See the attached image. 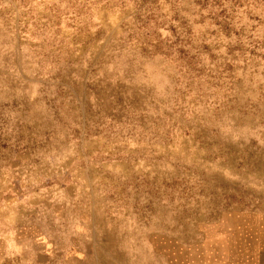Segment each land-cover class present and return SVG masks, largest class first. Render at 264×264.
<instances>
[{
	"label": "rangeland",
	"instance_id": "1",
	"mask_svg": "<svg viewBox=\"0 0 264 264\" xmlns=\"http://www.w3.org/2000/svg\"><path fill=\"white\" fill-rule=\"evenodd\" d=\"M0 264H264V0H0Z\"/></svg>",
	"mask_w": 264,
	"mask_h": 264
}]
</instances>
